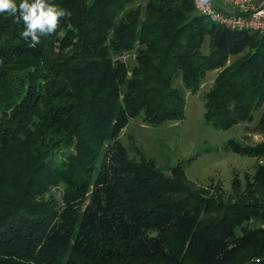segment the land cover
<instances>
[{"label": "trees", "instance_id": "1", "mask_svg": "<svg viewBox=\"0 0 264 264\" xmlns=\"http://www.w3.org/2000/svg\"><path fill=\"white\" fill-rule=\"evenodd\" d=\"M52 2L72 15L34 47L0 14V264H264V166L257 192L226 202L119 139L134 117L183 121V88L241 54L205 95V119L251 121L264 33L225 29L194 0ZM233 150L264 162V144Z\"/></svg>", "mask_w": 264, "mask_h": 264}, {"label": "rangeland", "instance_id": "2", "mask_svg": "<svg viewBox=\"0 0 264 264\" xmlns=\"http://www.w3.org/2000/svg\"><path fill=\"white\" fill-rule=\"evenodd\" d=\"M211 38L207 37L202 51L208 53ZM244 54L230 57L225 66L235 64ZM122 59L133 62V55ZM203 76L197 90L183 88L186 98V117L183 121H167L160 125L145 122L142 116L131 118L121 130L120 142L129 156L153 161L164 175L181 170L192 188L210 197L228 202L238 194L254 189L263 158L233 150L234 145L256 147L264 144V104L254 111L251 121L240 122L230 129H216L205 119V95L213 89L221 70ZM181 175V174H180ZM63 186L51 192L61 200ZM261 190V189H260Z\"/></svg>", "mask_w": 264, "mask_h": 264}, {"label": "clouds", "instance_id": "3", "mask_svg": "<svg viewBox=\"0 0 264 264\" xmlns=\"http://www.w3.org/2000/svg\"><path fill=\"white\" fill-rule=\"evenodd\" d=\"M0 14L14 17L16 22L23 21L21 35L30 39L36 46L41 38L54 33L61 18L70 17L71 11L52 0H0Z\"/></svg>", "mask_w": 264, "mask_h": 264}, {"label": "built area", "instance_id": "4", "mask_svg": "<svg viewBox=\"0 0 264 264\" xmlns=\"http://www.w3.org/2000/svg\"><path fill=\"white\" fill-rule=\"evenodd\" d=\"M197 12L232 31L264 33V0H194Z\"/></svg>", "mask_w": 264, "mask_h": 264}]
</instances>
